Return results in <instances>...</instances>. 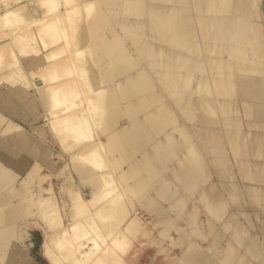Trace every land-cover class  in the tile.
Segmentation results:
<instances>
[{
	"label": "bare ground",
	"instance_id": "1",
	"mask_svg": "<svg viewBox=\"0 0 264 264\" xmlns=\"http://www.w3.org/2000/svg\"><path fill=\"white\" fill-rule=\"evenodd\" d=\"M36 1L33 9L4 7L0 14L24 29L9 38L0 33L1 58L14 59L2 67L0 58L13 83L0 93V264H33L30 236L19 225L34 210L49 224L55 211L45 209L58 201L47 199L44 190L54 188L41 175L54 152L36 144L19 106L33 114L30 126L43 122L34 130L48 125L75 178L63 187L64 212L55 207L59 227L43 244L52 264L122 263L128 234L137 236L145 215L161 235L178 232L175 245L193 234L207 241L191 240L172 264H264V227L249 231L254 220L245 208L254 188L242 181L256 174L264 180V164L253 159L264 152V136L251 129L264 127L262 8L254 13L250 0ZM65 29L77 48L59 60L69 43ZM40 107L46 114L33 113ZM250 158L256 171L240 176L234 161L245 166ZM20 181L28 183V198ZM30 195L28 215L23 204L5 209ZM203 207L213 218L200 217Z\"/></svg>",
	"mask_w": 264,
	"mask_h": 264
},
{
	"label": "rangeland",
	"instance_id": "2",
	"mask_svg": "<svg viewBox=\"0 0 264 264\" xmlns=\"http://www.w3.org/2000/svg\"><path fill=\"white\" fill-rule=\"evenodd\" d=\"M46 1L47 0H45V2ZM231 2H232V0H231ZM252 4H255V5H253V7H252ZM257 4L259 5L260 8H262V9H260V10H262V13L259 14V16L261 15L260 17L259 16L256 17L257 18L256 20L259 23L263 21L262 22L263 25L262 24H260V25L262 26L261 28L264 30V20H262V19H264V16H263L264 15V0H255V3H254L253 0L249 1V6L251 7V9H252V11L254 13H256L255 9L257 7ZM5 5H7V6H5ZM22 5L23 6L27 5L28 7H30V9H33V7L38 6V1H36V0H1L0 14H3L5 12V8L4 7H8L9 9L15 7V8L19 9L20 6H22ZM230 6H231V3H230ZM261 17H263V18H261ZM4 18L5 17L0 16V33L1 34L4 33L6 35L9 32L10 35H13L15 33H18V32H21V31L24 30V29H21L19 27V21L15 20V19H10L8 21H5ZM66 22H70V21H66ZM62 24H65V22H62ZM67 28H68V26H67ZM67 30H66L65 34H66L67 39L69 40V43H68V41L65 43V45H67V49L66 48H61L60 52L58 54H56V55H58L56 57H58L59 60L64 58L65 50L73 49V50L76 51V48H77L76 46H74V43L72 41V37L67 34ZM258 30H260V26H258ZM261 30H260V32L262 33ZM63 36H64V33H63ZM5 37L9 38V35H6ZM5 37H3V38H5ZM61 38H62V41L64 43V37H61ZM5 41L6 40L3 39V42H5ZM43 49L46 50V45H44ZM263 49H264V47H263ZM72 52H74V51H72ZM263 52L264 51H261V54ZM87 55H89L90 60L94 62L95 58L90 53V51L87 52ZM262 56H264V54ZM0 58H1V56H0ZM1 61H2V64H1L2 67L3 66H5V67L9 66L10 67V62L11 61L14 62V59L9 57V56H6V57H3V59ZM74 65L77 67L78 70L82 69L81 61L75 62ZM262 69H263V75L261 77V82L264 84V64L262 65ZM36 80H37V78H36ZM210 80H212V79H210ZM81 81H85V79L83 80L81 78ZM12 84H13L12 80H11V83L10 82L8 83V78H6L4 76V68L2 70H0V93H3V90L8 89V86H12ZM233 97L237 98L239 96L235 94ZM19 107H20L19 108L20 109V115L21 116L23 115L21 118L25 117L23 119L26 121V126H27L28 130H30L31 132H34L33 134H35V136H36L35 138H38L35 141L36 144H37V142H38V144H40L39 145L40 149L41 148H43V149L44 148H50L54 152L53 153L54 154L53 162L51 163L52 166H49V167L46 166L48 168L43 169L41 175H42V181L45 184V186L47 187V186L51 185L49 187V189L50 188H54V191L52 189L53 192L50 191L51 189L50 190L48 189L49 190L48 194L45 193L46 189L44 190L45 191L44 194L47 196V199H49V201H50L51 196L54 194L56 196L55 197L53 195L55 197L54 200L57 201V198H58V201H57L56 205L55 204L51 205V203L49 205L46 204L48 206H47V209H45V210H48V208L51 209L50 207L53 206V211H55L54 213H52V212L50 213L49 212L50 213L49 217L51 219V222L54 221L53 224H52L50 222V220H49V222H50L49 223L50 225H49L48 222L45 223L46 221L41 220L42 218H39L40 216L39 217L35 216L37 214L35 213V210H34V204H32V201H31V199H33L35 197L30 198L31 197V195H30L29 196L30 202H27L28 201L27 200L28 197L25 196V195H29L31 193H30L29 190H28L29 192H26L27 190L23 192V189L25 190V188L26 189L28 188V183L23 181V183L25 182L23 184L22 181H20V182H18L19 185H18L17 188H18V190L20 188L19 192L22 191V193H24V196L27 197V198H23V199H26V200H22V199L20 200L19 199L20 203H18L19 200H17V202H14V203L13 202L9 203V205L7 204L8 206H5V209H8L9 207H12L13 205L15 206V204H19V205L23 204L24 206L22 205V207H24L23 209L25 210V215H28V213L26 214V212H28L26 209L30 208V209H28L30 211L31 207L33 206L32 210H34L35 214L33 212L30 213V216L28 215V218L29 217L30 218L29 219L26 218L27 221H24L25 220L24 219L23 221L26 222V223L22 222L19 225V227L21 226L20 229L22 230V232L25 231L26 235L30 236L26 240V243L28 244L27 247H28V250H29V255L32 258L33 264H52V261L46 255V254H48L47 253L48 251L45 252L47 250L46 249L47 247L45 248V245L47 243H50L49 240H48V239H50V238H48V236H49L48 234L53 233L54 232L53 229L58 228L59 224H60L59 223V219H60L61 216L59 215L60 216L59 217L57 215L56 210H58V208H59V211L62 210L64 212V209H62V202H63L64 199H69L68 198L69 196L67 195V192L63 191V187L66 186V184H68L70 181H74L73 179H75V178L72 179L71 166H70L71 164L67 165L68 162H67L66 158H68V157L65 158L66 151L64 149H62V147L57 142L55 137H53V134L50 131V128L48 127V125L42 126V129L40 131H38V129L34 130L35 126H37L36 128H38L40 125H42L43 122H41V120H38V121H35V123H34L35 126H30L29 122L34 117L33 114L32 113L31 114L26 113L25 110L22 111L23 108H21V106H19ZM37 108H39V107H37ZM96 111L98 112V110H96ZM35 112H37V113L39 112V113H42V114L45 113L46 114L45 109L42 108V107H40L39 111L35 110L33 113L35 114ZM213 116L215 118L217 117L215 114ZM259 118L264 120V115L262 117H259ZM46 128H47V130H46ZM251 129L254 132H260L264 136V127H260V128L259 127H257V128L254 127V128H251ZM42 130H45V131H42ZM44 132H46L47 135ZM41 133H43V134H41ZM8 137L5 138V140H7V142H9V143H12L11 147L15 146L13 144L16 142V138H14V137L12 138V136H10L11 138L9 137V139H8ZM248 137L250 138V136H248ZM10 139H11V141H9ZM247 144H248V142H247ZM12 148H14V149H12ZM12 148H11L12 151L10 150L12 153H13V151H16L17 153H19V151H17V149H15V147H12ZM35 151L38 152V150L36 148H35ZM263 151H264V146L261 149V152H263ZM20 153H19V155H20ZM239 159H237L235 161L233 160L235 165H236V167H235V165H234V167L239 172V175H240L241 170L245 169V168L246 169L248 168L249 172L251 171V172L254 173L256 171L257 168H256V166H253L251 158H250V161H248L246 163V165H245L246 167L241 164V162H240L241 159L240 160ZM253 159L261 161L262 164H264V152L260 156H255ZM24 160L27 162V165L28 164L31 165V161L33 160V154L30 156L29 159H27V157H24ZM25 161L22 162V160L20 159L19 163L20 162L24 163ZM22 165L27 166L26 164H22ZM114 171H116L115 167H114ZM24 173H26V172L23 171L21 175H23ZM255 176H256V178H255ZM255 176L251 177L249 179H245V180L243 179L242 180L244 185L247 184L248 186H252L254 188V193H255L254 197H251V198L247 197L248 200H247L246 207H245L246 211L250 212V214H251V216H252V218L254 220V224H252L253 226L251 225V228L249 227V229H248L249 231H252V233H257V232L261 231L258 227H260V226L264 227V180L260 181L258 178H261V177L258 176V174H256ZM213 177H215V176H213ZM53 185H54V187H53ZM77 185L79 187L78 189L81 190L82 192L85 191L88 188V187H84V186L82 187V184H80V183H78ZM84 188H85V190H83ZM25 193H27V194H25ZM48 195H50V198H48L49 197ZM58 203L61 205V208H60V205ZM11 204H13V205L11 206ZM165 204L167 205V203H165ZM201 204H200V206H201ZM55 207H58V208H55ZM119 207H120V209H123V206L120 205ZM138 209H139V207H138ZM203 209L205 211L204 212L205 214L204 213L200 214L201 215L200 217L203 218V220H207V218L210 219L211 217L213 218V215L207 211L206 207H203ZM67 211H68V214H69V209H67ZM139 211H141V210H139ZM45 212H47V211H45ZM68 214L64 215V217H65L64 220H65L66 223H68L69 222L68 220L70 219ZM55 215L58 216V217H56ZM205 215H207V216H205ZM241 215H243V214H241ZM54 217L58 220V222H57V220ZM144 218L147 221V223L144 225L142 230L138 232L137 236L135 237V234H136L135 231L130 232L128 234L130 240H128L125 243V245L127 244V246L123 245L124 246V252H123L124 254L122 253V259H120L122 261V263H120V262L119 263L120 264H172V262L176 261L177 258L179 259V257H181V255L184 252V250L187 248V246L189 247V244H191L190 242H192L191 240H193V239L187 240L183 245H175L173 243L172 237H174L175 239L178 238V232H176L174 229H171V231H169L168 235H164V233H162V235H161L162 227H155L151 223V220H152L151 216L145 215ZM242 219H243L242 220L243 222H246V224H248V221H246L244 218H242ZM55 221H56V223H55ZM205 222H207V221H205ZM22 224H23V226H22ZM51 224H52L53 227H50ZM179 224L184 226L188 232H191V234L193 233L192 232L193 229H194L193 226H190V225H188L187 223H184V222H180ZM201 225H200V227H201L200 229L205 231L206 230L205 229V225L206 224L202 223ZM48 226L50 228H52V229H50ZM24 228H26V229H24ZM254 228L256 229V231L254 230ZM46 230H48V231H46ZM51 230H52V232H51ZM193 236H194L193 237L194 238L193 241L199 243L200 245H205L206 244L207 241L204 239V237L202 235H198V236L196 235L195 236V234H193ZM43 244H45L44 247H43ZM110 244H111V242H110ZM86 248H88V247H86ZM108 250L111 251L110 248H108ZM212 250L213 249H211L210 251H212ZM108 259L109 258H106L105 261L107 262ZM110 259H111V261H110ZM110 259L108 260L107 263H109V264H110V262L114 263V261H113L114 259L113 260H112V258H110ZM64 262L65 261H63L62 264H66V262L65 263ZM225 262H227V261H225ZM119 263H117V264H119ZM67 264H68V262H67ZM69 264H71V262Z\"/></svg>",
	"mask_w": 264,
	"mask_h": 264
}]
</instances>
